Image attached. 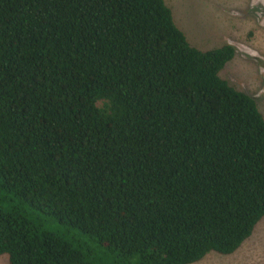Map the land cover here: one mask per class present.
<instances>
[{
  "label": "trees",
  "instance_id": "1",
  "mask_svg": "<svg viewBox=\"0 0 264 264\" xmlns=\"http://www.w3.org/2000/svg\"><path fill=\"white\" fill-rule=\"evenodd\" d=\"M164 0H0V256L190 264L264 217V117Z\"/></svg>",
  "mask_w": 264,
  "mask_h": 264
},
{
  "label": "rangeland",
  "instance_id": "2",
  "mask_svg": "<svg viewBox=\"0 0 264 264\" xmlns=\"http://www.w3.org/2000/svg\"><path fill=\"white\" fill-rule=\"evenodd\" d=\"M176 26L199 50L225 43L235 54L220 76L256 101L264 117V0H164ZM0 264H8L6 255ZM190 264H264V217L232 254L209 252Z\"/></svg>",
  "mask_w": 264,
  "mask_h": 264
}]
</instances>
